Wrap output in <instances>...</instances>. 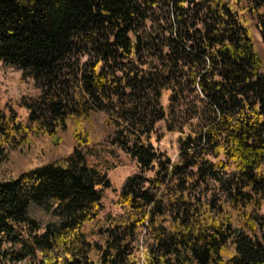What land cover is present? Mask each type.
Returning a JSON list of instances; mask_svg holds the SVG:
<instances>
[{
  "label": "trees",
  "instance_id": "obj_1",
  "mask_svg": "<svg viewBox=\"0 0 264 264\" xmlns=\"http://www.w3.org/2000/svg\"><path fill=\"white\" fill-rule=\"evenodd\" d=\"M264 0H0V62L33 92L0 102V163L74 122L62 157L0 179V264H264ZM168 92L167 103L163 102ZM133 157L99 219L107 172L83 119ZM177 133L175 156L155 146ZM96 225L85 230V225Z\"/></svg>",
  "mask_w": 264,
  "mask_h": 264
},
{
  "label": "rangeland",
  "instance_id": "obj_2",
  "mask_svg": "<svg viewBox=\"0 0 264 264\" xmlns=\"http://www.w3.org/2000/svg\"><path fill=\"white\" fill-rule=\"evenodd\" d=\"M251 27L256 48L264 60V42L256 27L253 24ZM33 90L32 82L24 81L18 68L0 62V102L13 106L22 121L26 120L28 111L18 104V100L23 94L33 92ZM167 101L168 92L165 93L163 99L164 103ZM105 120L106 115L101 111H93L83 119L84 127L89 132V142L85 146V151L93 164L99 165L107 172L111 182L109 187L102 189L103 208L98 217L101 220L107 217L110 219L118 217L125 213L124 207L117 203L120 186L127 175L139 171L137 161L129 153L108 141L110 128ZM57 135L56 140L48 134L34 135L30 132L28 137L16 148L11 149L7 158L0 163V179L16 177L25 170L69 154L77 144L73 120L69 119L68 127L65 130H59ZM176 136L177 133L163 132L162 139L155 141V146L174 157L177 151ZM95 225L96 221L89 222L85 225V230L90 232V228ZM20 264L48 263L37 255L33 260Z\"/></svg>",
  "mask_w": 264,
  "mask_h": 264
}]
</instances>
